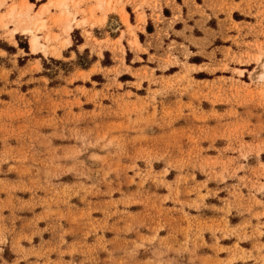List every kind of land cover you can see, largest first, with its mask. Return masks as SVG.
Masks as SVG:
<instances>
[{"label":"rangeland","instance_id":"obj_1","mask_svg":"<svg viewBox=\"0 0 264 264\" xmlns=\"http://www.w3.org/2000/svg\"><path fill=\"white\" fill-rule=\"evenodd\" d=\"M115 1L0 23V264H264V0Z\"/></svg>","mask_w":264,"mask_h":264},{"label":"crops","instance_id":"obj_2","mask_svg":"<svg viewBox=\"0 0 264 264\" xmlns=\"http://www.w3.org/2000/svg\"><path fill=\"white\" fill-rule=\"evenodd\" d=\"M98 1L97 0H68L69 9L74 15H76L77 20H79V21L86 20V23H85L84 26L77 25V24H75L76 22L73 21V28H72L73 30L69 32L70 33L69 34L70 37L68 38L70 40L69 42H72L71 33L75 29L83 30V28L86 27L89 30L90 29H92V30H94V29L101 30L103 28V26L109 21L110 16L112 14H115V15L117 14L119 16V20L122 22V23L120 22V28L124 27L125 22L123 20V17L121 15L120 11H119L120 8H121V5L118 6L117 5L118 3H116V1L113 0L111 11L108 10L107 12H105L106 5H104L105 6L104 7L103 6V1L102 0H98ZM124 1L127 2L126 0H124ZM166 1L167 0H161L163 9L168 8V5H166ZM23 2L24 3L25 2L32 3L33 0H25V1L22 0V3ZM39 2L42 3V4H47V3L51 2V0H39ZM137 4H139V3H137ZM114 6H117L116 8H118V11H117V9L116 10L113 9ZM132 6L133 5L131 4V2L130 3H125V6H124L125 10H126V13L128 14L127 18L129 19L130 23H132V21H133L132 20L133 15L130 12V7L132 8ZM143 9H144V11L146 13V17L145 18L149 19L151 14H152V12L150 10V7L143 6ZM39 12H40L39 8L33 9V10L30 11V13H32V15L33 14L36 15ZM61 13H62L61 8H59V7L51 8V9L46 10L43 13L42 19L46 20V24L45 25H49V26L52 27V32L54 34H58L61 37H66V34H64V32H63L64 24L66 23L65 20L63 18H61L59 22H56L55 19L52 17L53 15L59 16V15H61ZM98 18H104L105 20H104V22H100V23L99 22H95V21H97ZM137 18H138V16H137ZM54 22H56L55 27L53 26ZM11 26L13 27V25L10 24V27ZM42 32H44V31H42ZM42 32H40V34H42ZM18 38H24L26 40L25 42L27 43L28 49L31 52H33L32 51L33 47H32V44H31V34L30 33L23 32V31H21V32L17 31V32H15V40L17 42H18ZM5 46H6V48H10V47L16 48L15 44L5 45ZM1 49L7 51L3 47ZM39 52H41V51L40 50L36 51V53H39Z\"/></svg>","mask_w":264,"mask_h":264},{"label":"bare ground","instance_id":"obj_3","mask_svg":"<svg viewBox=\"0 0 264 264\" xmlns=\"http://www.w3.org/2000/svg\"><path fill=\"white\" fill-rule=\"evenodd\" d=\"M51 2L62 5L59 7L62 10L59 19L63 18L65 20L67 31L72 30L75 15L69 9L68 0H51ZM28 4V2H23L21 5L14 4L6 14H3L0 17V23L4 26H7L6 17H11L13 19L18 18L22 21L29 22L30 27L27 28V31H30L32 33L31 44L33 49L35 51L38 49H44L43 47L45 46V44L41 42V37L36 33V31L41 30L46 26V20L42 19V15H32L29 8L27 7Z\"/></svg>","mask_w":264,"mask_h":264},{"label":"snow or ice","instance_id":"obj_4","mask_svg":"<svg viewBox=\"0 0 264 264\" xmlns=\"http://www.w3.org/2000/svg\"><path fill=\"white\" fill-rule=\"evenodd\" d=\"M62 5L60 4H56V3H52V2H49L47 4H42L39 2V0H33L32 3H29L27 5V7L29 8V10H33V9H37L39 8L40 9V12L38 13V15H43V13L48 10V9H51V8H55V7H60ZM6 7V4L4 2V0H0V8H4ZM56 25V22H54L53 26L55 27Z\"/></svg>","mask_w":264,"mask_h":264}]
</instances>
